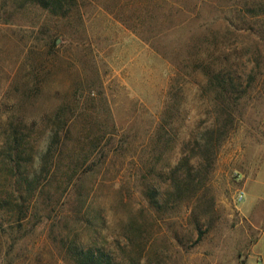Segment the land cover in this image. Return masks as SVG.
<instances>
[{"label": "rangeland", "instance_id": "obj_1", "mask_svg": "<svg viewBox=\"0 0 264 264\" xmlns=\"http://www.w3.org/2000/svg\"><path fill=\"white\" fill-rule=\"evenodd\" d=\"M62 1L0 0V167L19 126L34 153L15 196L0 174V264H75L72 250L90 247L115 264H264V0ZM205 50L241 78L235 130L203 184L161 207L175 192L160 175L180 158L157 145L171 85L185 88L180 136L202 133L223 99L179 72ZM55 133L56 169L41 177Z\"/></svg>", "mask_w": 264, "mask_h": 264}, {"label": "trees", "instance_id": "obj_2", "mask_svg": "<svg viewBox=\"0 0 264 264\" xmlns=\"http://www.w3.org/2000/svg\"><path fill=\"white\" fill-rule=\"evenodd\" d=\"M52 3L55 9L62 10L65 1L52 0ZM203 31L206 36L210 34L208 32L209 29L204 28ZM47 47L48 53L53 54L55 42L50 43ZM209 55L208 50L199 52V55H197L192 62L187 60L189 62L186 61L187 63H183L186 64V68L191 66V68L194 67L196 70L185 71L184 65L182 64L183 67L179 66L181 67L179 72L183 73L185 77L191 80H195V77L198 78L202 76L206 82V86H211L212 84L216 85L219 95L223 97V99L217 104L214 110L215 118L206 122L205 126L202 128V133L192 135V131L189 130L188 134L180 136V130L178 133V125L181 116V103L179 99H177V95L179 92L183 93L185 88L183 86L177 87L176 82L180 79L177 78L170 87L168 93L169 103L165 107V114L162 115L156 126V134L159 139L157 145L166 148L174 144V147H177L176 151L178 150L180 155L176 167L171 168L169 164H165V168L169 171V176L160 175L161 179H163V184H166L167 181L169 182L167 190L175 192V194H172L171 199L158 200L161 207L162 204L168 207L172 201H176L177 204L182 205L183 202L180 201V197L186 193V190L189 191L190 187L194 189L193 185L198 184L197 186H200L203 184V176L205 177L203 174L206 171H208V174L211 172L223 144L235 130L234 125L236 121L237 105L240 99L237 86L241 78L238 74L229 72L223 68L213 69L210 64ZM31 90H34V87ZM66 123L67 122L64 121L63 126H65ZM187 136H189L191 140L189 139L186 141L187 139L185 138ZM64 137L65 136H62L60 133H55L51 137L50 144L43 156L41 154L39 158L42 167L40 173L41 177H50L54 173L57 160L56 153ZM87 141H89V143L94 142L92 138H88ZM31 142V136L21 131V126L5 138L1 162V167H3H0V174L4 171L7 172L4 182L9 183V189L14 196L18 193V186L21 182H25L29 179V172L27 171V174H25L22 171L21 163L28 162L33 164L34 153ZM97 145L98 143L94 145V148H96ZM188 145H195V149L198 152L197 155H193L195 156L193 158L189 157L188 151H186ZM161 158H163V156ZM168 158V152H165L164 159ZM192 171H196L197 174H193ZM86 174L87 173H85V175ZM83 177L84 174L77 179L72 186L73 192L79 193L80 196H84L83 191L85 190L84 186H82ZM2 182L3 180L1 183ZM195 204V208L198 209V203L196 202ZM15 207L19 212L22 210L18 205ZM194 223L196 228L199 229V235L196 240V243H198L203 239L205 234L201 230V226H203L201 220H195ZM1 231H3V225L0 223V232ZM137 233L141 236L143 231L138 230ZM72 251L75 264H115V259L100 248H74ZM141 255L142 254L139 256H131L130 258L133 259L132 264L137 262V259L140 260L144 257Z\"/></svg>", "mask_w": 264, "mask_h": 264}, {"label": "built area", "instance_id": "obj_3", "mask_svg": "<svg viewBox=\"0 0 264 264\" xmlns=\"http://www.w3.org/2000/svg\"><path fill=\"white\" fill-rule=\"evenodd\" d=\"M242 198H243V195H242V194H240V195H239V199L241 200Z\"/></svg>", "mask_w": 264, "mask_h": 264}]
</instances>
